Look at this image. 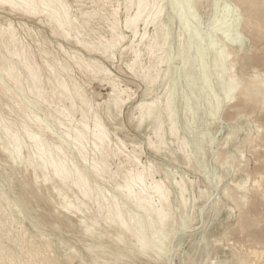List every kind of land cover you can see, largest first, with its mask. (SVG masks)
I'll return each mask as SVG.
<instances>
[{"label":"rangeland","instance_id":"obj_1","mask_svg":"<svg viewBox=\"0 0 264 264\" xmlns=\"http://www.w3.org/2000/svg\"><path fill=\"white\" fill-rule=\"evenodd\" d=\"M55 1L68 8L73 20L67 37L46 13L0 4V264H264V0H157L164 6V30L170 31L165 44L153 24L140 20L136 34L128 29L129 0ZM11 32L16 36L12 43ZM119 35L123 38L110 49ZM186 43L191 46L188 64L180 54ZM14 49L40 67L45 100L30 91L27 70H20L18 80L5 73L20 65ZM221 53L227 56L223 64L217 59ZM160 59L166 61L152 69L158 80L149 85L144 74ZM60 81L70 89L67 95L77 90L84 96L67 117L61 112L69 113L71 101L60 93ZM172 82L176 133L164 112L161 140L154 134L157 121L141 122L137 106L158 99L165 108ZM250 83L255 89L246 95ZM184 96L191 103L186 105ZM84 117L86 161L72 144L74 136L65 134L70 126L81 127ZM96 120L108 133L104 155L92 143ZM26 128L54 150L63 149L71 167L82 170L102 162L103 176H88L98 195L85 198L37 161L27 166L35 147ZM13 135L20 138L21 160L7 150L14 147ZM129 171H144L147 189L158 180L170 193L172 218L160 248L140 251L135 237H123L98 212L106 198L122 205L119 187ZM177 183L185 187L183 196Z\"/></svg>","mask_w":264,"mask_h":264},{"label":"bare ground","instance_id":"obj_2","mask_svg":"<svg viewBox=\"0 0 264 264\" xmlns=\"http://www.w3.org/2000/svg\"><path fill=\"white\" fill-rule=\"evenodd\" d=\"M56 2L57 1H55V0H0L1 5H6V6L11 7L12 9L20 10V11H23L25 13H29V14H36L38 12L46 13L48 18L50 19V21L56 25V28L62 29L64 31V36L67 37L70 35L71 31H73V20L70 16L68 8H66L65 6L58 7ZM154 2L155 3H153L151 5L148 2V0H138L136 3H134L133 0H129V3L126 4V11L128 13V16L126 18L125 24L133 34H136L138 22L140 20H143V22L146 26L153 24L157 31H159V29H160L163 32V35L160 38L162 39L163 43L165 44L168 41V39L170 38L169 37L170 31L164 30L165 24H164V21H162L163 17L165 16L164 6L160 5L161 3L159 4V2L157 0ZM132 8H134V13H133V15H129V14H131L129 12L131 11ZM145 13H146V15H145ZM107 21L108 20H106V22ZM262 24H264V23H262ZM107 26H108V24H107ZM114 29H116V26L114 27ZM190 35H191V33H190ZM135 36H138V34ZM145 36H146V34L144 33L142 35L141 41H143ZM15 37H16L15 34L11 32L9 42H11V43L14 42ZM122 38H123L122 35L113 37L112 41L110 42L109 48L111 49V48L115 47L119 43L120 39H122ZM160 38L156 37L154 39V43H158ZM189 40H190V37H189ZM78 42L82 43L81 41H78ZM149 47H150V45H149ZM142 49H143V47H142ZM104 50H105L104 52L108 51V47L105 48ZM190 51H191V46L188 43H186L185 46H182V49L180 50V54H182L184 56L185 62L187 64H188L190 57H191ZM24 53L20 49H14L12 51L11 54L13 56L20 58V65L10 66L8 69H6L5 73H7V75L10 78L18 80V75L20 74V70L21 69L27 70L28 74H29L28 80L31 83L30 84V91L35 92L38 99L45 100L46 98H45L44 90L42 88L43 83H42V79H41V75H40V67L33 65L28 60V58L24 55ZM173 55H174V53L172 54V56ZM217 59L223 64L226 62L227 56L221 53ZM164 61H166V59H164V60L160 59L157 61L156 64H154L153 66H151L147 69L146 73L144 74V79L149 85L155 84L156 81L158 80V77H159V74H157V73L153 74L152 73V69H156V67H158V64H160ZM137 63H138V55L135 56L133 63L130 65L131 69H134V67ZM50 67L53 69V66H50ZM185 77H190V75H188V76L185 75ZM256 77H258V76H256ZM187 80H188L187 85H186L187 88L192 89L193 82L190 81V79H188V78H187ZM116 85L117 84L112 83L113 92H116V90H117ZM59 86L61 88L60 93L64 97H67V99H69L71 101V106L68 108L69 113L67 112V114H66L65 111L61 112V114L63 116L67 117L68 115H70L71 112L73 113L75 111V100L79 99V100L83 101L84 96L82 93H80L77 90L75 91L74 95H67V93L70 92L69 91L70 89L68 88L67 84L63 81H60ZM174 87H176V86L172 82L170 85L169 96H168V98L167 97L165 98V99H167V102H165V104H166L165 108L159 107L158 99H153L151 101H142L137 106V108L140 111V121L141 122L148 119V118H154L155 121H157V125H156V128L154 130V134L156 135V137H158L161 140H163L164 134H165L164 128H163V123H162V116H163L164 112H166L169 115V119H170L171 125H172L170 128L171 133L172 134L176 133L175 125H176V117L178 116L177 115L178 110L176 108V95H175ZM254 87L255 86L252 83L248 84L245 87L246 95H249L251 93V91H253L255 89ZM167 88H168V86H167ZM189 100H190V98L188 96H184L183 101L186 103V105H187V103H189ZM159 101H160V99H159ZM115 102H116V104H118V96L116 97ZM190 103H191V100H190ZM116 104H115V106H116ZM50 107H51V105H50ZM42 121H44V120H42ZM80 124H81L80 125L81 127L70 126L65 134L68 138H71L72 136H74L72 144L74 145V147L78 151V154L82 158V160L86 161L87 157H88L87 144L89 141L88 140L89 130H88V123H87L85 117ZM26 133L32 139L31 141L34 142V147H35L34 152H33L34 159L31 158L32 156H30L28 159H26L27 166H33L34 163L37 161V165L40 166V168L42 170H47L49 168L51 170L52 176H54V178L58 179V181L60 183L71 184L73 187H76L85 198L91 199L94 196L98 195L97 193L95 194L94 189L91 187L88 176H89V174H92L96 178L102 177L104 172H106V169H103V167H102V165H103L102 162L96 161L91 167L85 166L82 170L76 168L74 165H73V167H74L73 168L70 165H68L66 163V161L64 160L63 151H61L63 149H61L60 147H56V150H54L53 148L49 147L48 144L41 142L38 139V137H39L38 134L32 135L28 131L27 128H26ZM12 138L14 139V147L12 149L7 148V150L9 151V153L13 156V158L15 160H21L22 154H21L20 138L17 135H13ZM91 138H92V143L94 146V151L100 153L101 155H104L105 150L107 148L108 133L104 129L102 123L98 120L95 121L94 127L91 130ZM138 162H139V160H138ZM129 172L130 173H128L126 175L125 184L124 185L120 184V187H119L121 194H122V199H123L122 205H120V203L116 200V198H111V199L106 198V203L99 202L98 212L99 213L104 212L105 213V220H108V221L110 220L109 222L112 225L118 226V228L120 229V234L123 237L127 234H130L131 236L135 237L138 241L140 251L145 252V251L151 249L153 246L160 248V246H161L160 244H163L164 240L167 238L166 237V226L169 224V222L171 221V218H172L171 210L167 208V206L169 207V205H167V202H168L170 193L164 189L161 182H159L158 180H154V181L152 180L153 181L152 186H150L149 189H147V187L145 186L147 175L144 171L137 172L136 174L131 173L132 171H129ZM248 179H246V180H248ZM48 180H50V179L46 176L45 183H47ZM240 181L241 180L237 181V183ZM231 182H230V184H231ZM255 182H257V181L255 180ZM255 182H254V184H255ZM177 184L179 185L178 186L179 191H180L181 195L183 196L184 191H185V187L181 183H177ZM238 185H240V184H238ZM236 189H238V188H236ZM239 191H240V189H239ZM2 196H4V195H2ZM155 197L157 198V200H154ZM244 198H245V195H244ZM19 200L16 201L17 203H15V204L20 208V211L23 213V212H25V207L24 206L22 207L21 201H19ZM96 200H99L98 197ZM241 200L244 201L243 198ZM183 202L185 205L186 204L185 200H183ZM64 207L67 208L68 207L67 204H65ZM132 207L133 208L135 207L138 210L137 214H134L132 212V210H131ZM76 208L78 209V207H76ZM6 226H8V225H6ZM7 228L9 229V227H7ZM16 228H17V226H16ZM88 230H91V229L88 228ZM150 233H151V235L157 237V239H158L157 243L152 244V242L150 240V235H149ZM123 237H121L120 240H123L124 239ZM16 240H18V239L16 238ZM249 249H250V247H249ZM251 250H252V248H251ZM261 251H263V250H261ZM258 258H257V260H258Z\"/></svg>","mask_w":264,"mask_h":264}]
</instances>
